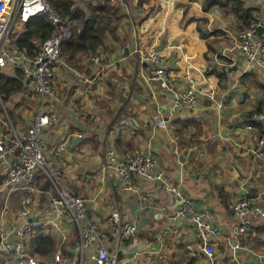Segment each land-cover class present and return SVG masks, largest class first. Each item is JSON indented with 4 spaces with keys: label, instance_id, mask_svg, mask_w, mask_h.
<instances>
[{
    "label": "crops",
    "instance_id": "crops-1",
    "mask_svg": "<svg viewBox=\"0 0 264 264\" xmlns=\"http://www.w3.org/2000/svg\"><path fill=\"white\" fill-rule=\"evenodd\" d=\"M125 2V8L119 3L118 16L111 22L114 29L94 52L62 51L64 63L56 68L52 95L40 99L25 87L9 98V106L19 111L20 127L27 125L32 112L49 115L41 136L44 152L56 160L50 169L59 170L60 185L90 199L88 211L117 264H208V259L193 222L181 218L171 233L157 237L168 223L162 208L173 195L160 182L137 175L133 190H123L115 171L102 170L108 149H114L117 158L154 153L165 177L197 206L211 211V224L222 233L212 240L214 264H224L226 258L231 262L234 255L241 264H251L264 252V224L261 230L254 228L252 235L247 233L239 250L233 251L222 239L233 221L228 201L245 190L264 189V145L257 142L263 128L246 127L264 101V81L234 47L242 20L222 4L204 8V0ZM241 2L251 8L254 18L264 19V0ZM137 41L157 49L177 89H187L186 74L194 80L196 99L190 108H174L171 92L145 79L134 54L117 60L122 48L127 53ZM93 55L100 60L94 61ZM155 112L168 119L167 127L155 125ZM57 147L61 149L54 151ZM1 166L0 161V182L4 179ZM30 185L37 191L31 194L29 216L45 222L26 240L36 262L96 264L93 245L84 247L80 259L78 227L66 208L51 203L50 179L37 173ZM23 192H13L0 215L5 230L18 216ZM113 207L122 219L137 222L135 236L119 238L112 232L108 213ZM37 233L51 238L49 251L31 245ZM8 238L13 240L11 232ZM57 249L61 259L52 263ZM19 262L18 257L0 251V264Z\"/></svg>",
    "mask_w": 264,
    "mask_h": 264
},
{
    "label": "built area",
    "instance_id": "built-area-1",
    "mask_svg": "<svg viewBox=\"0 0 264 264\" xmlns=\"http://www.w3.org/2000/svg\"><path fill=\"white\" fill-rule=\"evenodd\" d=\"M95 3L100 0H90ZM124 8L125 0H114ZM36 14L45 15L54 25L52 33L37 41V47L32 54L25 49L14 46L11 42V33L23 27V23ZM70 22H61L57 12L49 0H0V68H17L22 73L25 86L31 88L35 94L44 99L54 93V77L56 68L64 63L61 43L68 39L72 32ZM22 25V26H21ZM264 25V19H254L247 24L241 23L235 31L234 47L243 55L244 59L256 67L261 79L264 81V31L260 35L257 28ZM21 26V27H19ZM117 60H122L127 54L137 56L143 66V76L149 83H157L165 91L173 95L174 108H190L196 99L195 82L187 74V89L179 90L176 82L172 80L167 71V66L162 62L161 55L153 46L137 41L127 53H123ZM94 61L100 57L93 55ZM112 63L113 60H112ZM145 72V73H144ZM24 91V90H23ZM155 125L161 128L168 126V119L160 112L152 114ZM249 121L262 124V131L258 136L259 145H264V105L259 111L253 112ZM49 123V115L45 112H33L28 118L27 127L19 130L8 115L0 116V161L1 174L4 175L0 182V215L6 212L10 196L15 191H24L21 197V208L10 230H5L0 225V251L5 255L19 258V264H38L30 253L27 237L35 233V229L45 222L31 219L29 203L31 194L37 188L30 185L37 173H42L50 179L54 190L50 192V201L56 207H64L70 213L79 230L78 249L81 253L84 247L94 246L92 257L96 264H117L116 255L109 251L105 240L99 232L97 220L89 213L87 196L72 192L67 186L58 183L59 170L51 171V166L56 164L54 157H49L44 152L42 131ZM256 124V125H257ZM250 122L247 128H252ZM57 147L54 151L60 150ZM105 173L115 171L119 184L123 190H133V179L137 175L148 182H160L172 195V200L166 202L162 208L166 212L168 223L157 236L163 238L171 233L178 221L185 220L196 225V236L201 244V251L208 259V264H214V245L216 239L222 236L220 230L211 224L212 213L208 208L199 207L196 201L186 195L178 184L170 182L160 167L158 157L152 152H137L133 155L117 158L114 149H108L106 158L102 163ZM245 188V182L241 183ZM28 191L27 193H25ZM264 189L250 193L247 190L241 195L230 199L227 203L228 210L232 213V224L229 233L222 237L224 243L233 251L243 247L247 233H254V224L264 221ZM145 198V197H143ZM19 218V219H18ZM110 228L119 238H131L137 232V222L122 219L117 207L111 208L108 213ZM9 232L13 240L8 238ZM61 259V251L57 249L53 255V262ZM233 261L241 264L236 256ZM81 264V263H79ZM251 264H264V252H260Z\"/></svg>",
    "mask_w": 264,
    "mask_h": 264
},
{
    "label": "trees",
    "instance_id": "trees-1",
    "mask_svg": "<svg viewBox=\"0 0 264 264\" xmlns=\"http://www.w3.org/2000/svg\"><path fill=\"white\" fill-rule=\"evenodd\" d=\"M85 1L87 3L86 6L82 5L83 0L81 4H77L75 0H49L53 9L59 15L61 22H73L75 19L78 21L71 30V36L61 43V51L94 52L103 42L106 33L114 29V24L111 22L118 16L120 10L119 2H115L114 0H106L104 3H100L99 1L93 3L90 0ZM204 1V8L215 4L227 6L241 18L244 24L256 19L250 13L251 8L244 7L241 0ZM53 28L54 25L45 15H33L23 23V29L11 34V42L14 46L23 48L32 54L37 47V41L48 37L52 33ZM25 87V82H23L22 73L19 69L9 66L0 68V100L7 107H9L10 103L9 98L25 90ZM30 92L35 94L33 90ZM22 97L24 96L22 95ZM263 103L264 101L260 103L254 112L259 111L263 107ZM11 116H13V113H11ZM249 122L254 125L257 124L253 121ZM257 125L259 128L263 126L262 124ZM261 224H264V221L260 222V224L255 223L253 226L261 230ZM30 243L34 246L35 250L40 252H47L52 247L51 238L41 233L35 234L30 239ZM228 261L226 258L224 264H237L235 261Z\"/></svg>",
    "mask_w": 264,
    "mask_h": 264
},
{
    "label": "rangeland",
    "instance_id": "rangeland-1",
    "mask_svg": "<svg viewBox=\"0 0 264 264\" xmlns=\"http://www.w3.org/2000/svg\"><path fill=\"white\" fill-rule=\"evenodd\" d=\"M82 0H75V2L77 3V4H81L82 2H81ZM84 2L82 3V5H84V6H86V1L85 0H83ZM100 3H104V2H106V0H100L99 1ZM78 23V21H76V19L75 20H73V22H70L69 24H70V30H72V28H74V26L76 25ZM22 26V25H21ZM21 26H19V27H21ZM17 27H18V24H17V26H16V29H15V32H13V33H16L17 32ZM21 29H23V27L21 28ZM12 34V33H11ZM11 36V35H10ZM31 95H33V96H35V94H33V93H31ZM36 97V96H35ZM9 108V109H8ZM13 112H15V116H11V113H13ZM33 113V112H32ZM3 116V115H8L9 116V118L11 119V121H12V123L13 124H15V126L19 129V130H24L26 127H27V125H24V127H20V113H19V111L18 110H16V108H14V107H11V106H9V107H7V105L2 101V100H0V116ZM186 194V193H185ZM187 195V194H186ZM39 263H41V261L39 262Z\"/></svg>",
    "mask_w": 264,
    "mask_h": 264
},
{
    "label": "water",
    "instance_id": "water-1",
    "mask_svg": "<svg viewBox=\"0 0 264 264\" xmlns=\"http://www.w3.org/2000/svg\"><path fill=\"white\" fill-rule=\"evenodd\" d=\"M263 31H264V25L258 26L257 33L261 35L263 33Z\"/></svg>",
    "mask_w": 264,
    "mask_h": 264
},
{
    "label": "clouds",
    "instance_id": "clouds-1",
    "mask_svg": "<svg viewBox=\"0 0 264 264\" xmlns=\"http://www.w3.org/2000/svg\"><path fill=\"white\" fill-rule=\"evenodd\" d=\"M196 226V225H195Z\"/></svg>",
    "mask_w": 264,
    "mask_h": 264
}]
</instances>
